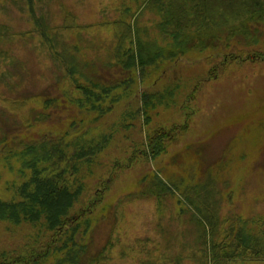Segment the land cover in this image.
Here are the masks:
<instances>
[{
  "label": "rangeland",
  "instance_id": "obj_1",
  "mask_svg": "<svg viewBox=\"0 0 264 264\" xmlns=\"http://www.w3.org/2000/svg\"><path fill=\"white\" fill-rule=\"evenodd\" d=\"M140 1L0 0V200L20 199L32 171L23 165L24 146L110 132L80 174L81 202L101 188L102 198L88 231L73 234L78 264H204L208 242L240 235L264 246V20L234 24L226 38L234 22L224 17L204 51L180 56L169 53L157 9L143 8L132 40L147 46L143 57L161 51L143 75L114 57L119 22L134 19ZM233 52L243 58L228 60ZM89 83L118 96L103 94L112 102L103 116L90 108L97 92L84 91ZM157 128L173 137L151 156ZM204 214L212 223L207 236ZM41 229L0 219V250L22 249ZM248 257L228 264H264L263 255Z\"/></svg>",
  "mask_w": 264,
  "mask_h": 264
},
{
  "label": "trees",
  "instance_id": "obj_2",
  "mask_svg": "<svg viewBox=\"0 0 264 264\" xmlns=\"http://www.w3.org/2000/svg\"><path fill=\"white\" fill-rule=\"evenodd\" d=\"M34 1L36 0H27L30 5H33ZM146 7L157 9L156 24L162 34L173 43L169 53L180 54V56L192 49L204 51L209 46V41L215 36L212 33L213 29L225 19L224 17L228 19V22L230 20L234 22L231 23L226 38L233 36V32L239 28L234 24L243 26L246 21L264 20V0H141L136 7L134 19L130 22H119L121 29L117 35L114 57L126 70L140 67L139 71L143 75L147 65L161 52L159 49L151 51L152 55L144 52L143 57L141 53L147 49V46L141 45L139 39H135V42L132 40L138 30L134 26L136 16ZM127 39L130 40L128 47L125 45ZM237 54L235 52L229 54L228 60L235 59L239 56ZM250 57L248 55V58ZM222 59L220 65L224 66L227 56H223ZM212 69L211 74H215V66H211L210 70ZM126 80H128L126 87L129 88L134 80L131 82L130 77ZM121 82H116L113 86L118 87ZM88 85L90 87L84 88V91L97 92L90 108L97 110L99 116H103L112 109L109 106L112 102L104 103L102 96L104 94L106 97H113V90L104 89V93L99 94L94 83ZM76 86L79 87V85ZM133 88L130 94L137 92ZM142 93L144 95V90L139 92V102L141 101L139 96ZM114 97L118 100V96ZM138 100L135 99L132 102L133 105L137 104ZM126 104L130 103L126 101ZM137 110L143 109L137 107ZM173 129L171 132H175L177 126ZM110 136V132H102L95 138L96 140L81 138L77 135V138L68 141L59 137L57 140L42 142L36 149L32 147L34 143L24 146L28 159L23 162V165L28 166L32 171L22 183L19 190L20 199L13 202L0 200V219L16 224L27 222L35 226L41 225L44 230L41 229L30 242L26 243L22 249L20 248L21 250L18 248L0 250V264H45L48 255L61 253L62 250L63 257L58 258L54 264L79 263L80 257L77 255L82 249H79L73 234L81 229L83 232L88 231L91 221L89 214L102 198L101 188L93 192L92 198L86 203L81 202L80 195L85 189V182L80 174L84 168L91 167L92 163L89 162L96 159L97 153L104 149ZM172 137L173 133L166 134L157 128L148 140V153L151 156L159 154L165 149L167 140ZM106 174L107 176L103 178L105 184L111 179L112 173ZM75 204L79 205L76 209H74ZM203 219L205 236H207L211 233L212 223L207 220L205 214ZM70 230L72 232H69ZM254 241L253 235H240L228 244L226 240L219 243L210 241L208 246L205 245V249L203 248L206 255L204 264H228L237 258L248 259V255L252 254L264 256V246L257 247Z\"/></svg>",
  "mask_w": 264,
  "mask_h": 264
}]
</instances>
